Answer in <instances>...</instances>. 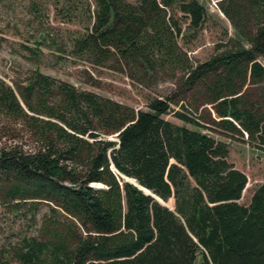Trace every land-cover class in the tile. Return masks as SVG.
Instances as JSON below:
<instances>
[{
    "label": "trees",
    "instance_id": "16d2710c",
    "mask_svg": "<svg viewBox=\"0 0 264 264\" xmlns=\"http://www.w3.org/2000/svg\"><path fill=\"white\" fill-rule=\"evenodd\" d=\"M96 3L78 50L183 72L178 94L203 92L214 123L264 144V107L245 100L248 84L264 95V0H221L234 35L197 64L174 14L203 26L199 0ZM176 102L136 109L38 68L14 85L0 78V204L27 206L37 225L0 264H264V183L241 203L248 176L228 144ZM171 111L195 128L166 119ZM171 199L173 210L160 201Z\"/></svg>",
    "mask_w": 264,
    "mask_h": 264
},
{
    "label": "rangeland",
    "instance_id": "374dc122",
    "mask_svg": "<svg viewBox=\"0 0 264 264\" xmlns=\"http://www.w3.org/2000/svg\"><path fill=\"white\" fill-rule=\"evenodd\" d=\"M126 1L136 3L138 0ZM199 1L207 9V21L203 26L193 29L188 14L178 9L174 14L183 32L179 44L193 64L209 59L234 35L232 23L220 8L221 0ZM97 8L96 0H0V78L14 85V82H24L31 71L38 68L78 88L144 110L148 109L151 98L175 96L179 103H172V109L196 117L205 132L228 144V160L248 176L240 199L248 205L255 189L264 183V144L261 140L214 123L218 117L212 105L204 101L203 92L190 90L185 95L178 94L183 72L174 71L168 65L165 70L158 67L147 71L138 62L127 64L118 54H111L109 59L99 62L100 55L78 50V41L92 29ZM246 89L248 107L254 104L264 107L260 86L248 84ZM164 117L195 128L176 117L173 111ZM170 201L174 207V200ZM27 208L16 212L0 204V254L16 244L20 237L36 230L37 225L31 221ZM3 259V264H18L9 255Z\"/></svg>",
    "mask_w": 264,
    "mask_h": 264
},
{
    "label": "water",
    "instance_id": "95a60500",
    "mask_svg": "<svg viewBox=\"0 0 264 264\" xmlns=\"http://www.w3.org/2000/svg\"><path fill=\"white\" fill-rule=\"evenodd\" d=\"M143 190H145V192H147L148 194H151L150 191L146 190L145 188L141 187ZM153 195V194H152ZM165 206L169 207L170 209H174V207L169 206L168 204H166L163 200H160Z\"/></svg>",
    "mask_w": 264,
    "mask_h": 264
}]
</instances>
